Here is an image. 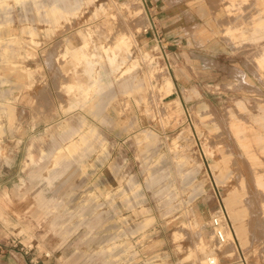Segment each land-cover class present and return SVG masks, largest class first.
I'll return each instance as SVG.
<instances>
[{
    "label": "rangeland",
    "instance_id": "obj_1",
    "mask_svg": "<svg viewBox=\"0 0 264 264\" xmlns=\"http://www.w3.org/2000/svg\"><path fill=\"white\" fill-rule=\"evenodd\" d=\"M159 1L0 0L5 260L264 264V0Z\"/></svg>",
    "mask_w": 264,
    "mask_h": 264
},
{
    "label": "bare ground",
    "instance_id": "obj_2",
    "mask_svg": "<svg viewBox=\"0 0 264 264\" xmlns=\"http://www.w3.org/2000/svg\"><path fill=\"white\" fill-rule=\"evenodd\" d=\"M124 5H125L124 10L127 11V14L130 13L131 15H136V14L139 13L140 9L145 5V0H132V2L126 3ZM129 38H130V36L125 34V33L118 36V38H117V40H116V42L114 44V48L112 50V52H113L112 63L114 65L118 61V57H120L122 59V63H124L128 59V53H129V55H131L130 51L129 50L126 51V48H125L126 45L129 43V42H127L129 40ZM87 45H88L87 41H85L79 47H75L74 56L77 57V58H84L85 59V57L88 55L87 52H86ZM85 61H87L89 64H91V62H92L91 60L88 61L86 59H85ZM229 232L230 231L228 230L227 234ZM207 247H208V245H207ZM210 257L218 258V256H214V255H212ZM207 263H208V259L203 262V264H207Z\"/></svg>",
    "mask_w": 264,
    "mask_h": 264
},
{
    "label": "built area",
    "instance_id": "obj_3",
    "mask_svg": "<svg viewBox=\"0 0 264 264\" xmlns=\"http://www.w3.org/2000/svg\"><path fill=\"white\" fill-rule=\"evenodd\" d=\"M228 221L229 214L223 207L218 209L209 221V226L215 232V237L220 245L228 242ZM207 264H221V262L218 258L209 257Z\"/></svg>",
    "mask_w": 264,
    "mask_h": 264
},
{
    "label": "crops",
    "instance_id": "obj_4",
    "mask_svg": "<svg viewBox=\"0 0 264 264\" xmlns=\"http://www.w3.org/2000/svg\"><path fill=\"white\" fill-rule=\"evenodd\" d=\"M160 2L161 1H159V0H148V3H149V5H152L153 6V8H160L159 6H160ZM145 3H146V0H145ZM208 48L209 49H212V46H208ZM172 83H173V81H172ZM173 85H174V83H173ZM177 100V99H176ZM175 101V100H174ZM12 137V136H11ZM11 137H8V138H11ZM12 138H14V139H17L18 138V135H16V133H15V135L12 137ZM20 138H22V139H24L22 136L20 137ZM232 204V203H231ZM214 215V214H213ZM232 234H233V232H232ZM234 235V234H233ZM235 237V236H234ZM5 252H7L6 250H5V248L0 244V264H28V262H27V260L25 259V258H23L22 257V259H18L17 258V256L15 255V254H17V252L16 251H12L11 252V260H5L4 259V257H5ZM14 252H16V253H14Z\"/></svg>",
    "mask_w": 264,
    "mask_h": 264
}]
</instances>
